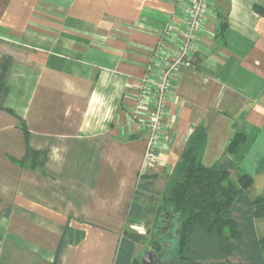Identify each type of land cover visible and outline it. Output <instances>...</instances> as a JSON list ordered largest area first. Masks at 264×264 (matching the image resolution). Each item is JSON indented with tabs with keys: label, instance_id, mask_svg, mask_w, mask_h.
I'll list each match as a JSON object with an SVG mask.
<instances>
[{
	"label": "crops",
	"instance_id": "1",
	"mask_svg": "<svg viewBox=\"0 0 264 264\" xmlns=\"http://www.w3.org/2000/svg\"><path fill=\"white\" fill-rule=\"evenodd\" d=\"M190 3L0 0V60L12 59L0 110V264H52L67 227L75 242L60 264H115L147 148L133 112L142 82L159 77L155 50L178 51ZM163 120L167 176L195 129L206 130L208 168L240 131L247 141L235 160L252 178L250 197L264 195V0H210ZM21 121L46 155L35 170L17 164Z\"/></svg>",
	"mask_w": 264,
	"mask_h": 264
},
{
	"label": "trees",
	"instance_id": "2",
	"mask_svg": "<svg viewBox=\"0 0 264 264\" xmlns=\"http://www.w3.org/2000/svg\"><path fill=\"white\" fill-rule=\"evenodd\" d=\"M255 9L259 12L258 7ZM222 22L219 36L226 32ZM12 59L0 60V110L9 93L6 85ZM25 134L26 155L17 162L22 168L35 170L36 161L43 156L29 145V131L21 121ZM206 130L195 129L161 194L154 191V181L143 180L131 205L127 225L139 224L149 215L166 213L177 221V237L174 254L175 264H264V237H259L255 221L264 219V195L251 198L249 190L252 178L244 174L235 160L246 144L245 135L236 131L228 143L222 159L212 167H205L202 153L206 144ZM153 206H144L148 194ZM163 223V221L161 222ZM82 238L77 237V242ZM75 239L68 227L61 238L54 262L60 264L63 251ZM145 241L144 235L125 230L120 241L115 264H141L135 256L138 245ZM162 252L161 245L154 250Z\"/></svg>",
	"mask_w": 264,
	"mask_h": 264
},
{
	"label": "built area",
	"instance_id": "3",
	"mask_svg": "<svg viewBox=\"0 0 264 264\" xmlns=\"http://www.w3.org/2000/svg\"><path fill=\"white\" fill-rule=\"evenodd\" d=\"M210 0H191L187 12L188 24L183 33V39L178 51L174 55H164V49L155 50L156 56H163L160 74L156 82L150 78L142 82V92L137 101L136 110L133 112V123L137 133L147 137V148L143 160V177L152 168L158 166L167 169L168 162L160 151V144L165 139L164 115L168 97L173 90V79L182 67H188L191 62L195 43L202 31L208 13ZM173 32L172 26L166 29V38ZM152 66L149 67L151 72ZM152 100V103H151Z\"/></svg>",
	"mask_w": 264,
	"mask_h": 264
},
{
	"label": "rangeland",
	"instance_id": "4",
	"mask_svg": "<svg viewBox=\"0 0 264 264\" xmlns=\"http://www.w3.org/2000/svg\"><path fill=\"white\" fill-rule=\"evenodd\" d=\"M151 175L147 174L142 178L146 181H154V191L161 194L168 181L167 171L161 167H154ZM149 173V172H148ZM152 198H159L158 194H148L143 201L144 206H153ZM163 217L160 214L145 217L139 224H128L127 230L144 235L145 241L137 246L136 256L141 258L145 253L154 251L158 245L163 249V257L160 258L163 263L175 264L177 259L174 254V246L177 237V221L175 226L166 228V224L162 225ZM259 221H264L261 219ZM166 229V230H163ZM261 235L264 236V224L261 225Z\"/></svg>",
	"mask_w": 264,
	"mask_h": 264
},
{
	"label": "water",
	"instance_id": "5",
	"mask_svg": "<svg viewBox=\"0 0 264 264\" xmlns=\"http://www.w3.org/2000/svg\"><path fill=\"white\" fill-rule=\"evenodd\" d=\"M166 217H169L168 212L166 213ZM140 262L141 264H159V255L155 251H149L140 258Z\"/></svg>",
	"mask_w": 264,
	"mask_h": 264
},
{
	"label": "flooded vegetation",
	"instance_id": "6",
	"mask_svg": "<svg viewBox=\"0 0 264 264\" xmlns=\"http://www.w3.org/2000/svg\"><path fill=\"white\" fill-rule=\"evenodd\" d=\"M175 222H176V219L173 218L172 216H169V217H165V219L163 220L162 225L166 224L167 229H168L170 226L174 227L175 226ZM163 230H166V229H163ZM162 252H159V253L157 252V254L159 255V264H166V263H163L161 261V259H160V258H162L164 256Z\"/></svg>",
	"mask_w": 264,
	"mask_h": 264
}]
</instances>
